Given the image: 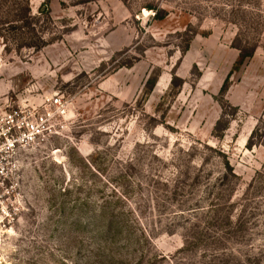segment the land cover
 <instances>
[{"label": "rangeland", "instance_id": "rangeland-1", "mask_svg": "<svg viewBox=\"0 0 264 264\" xmlns=\"http://www.w3.org/2000/svg\"><path fill=\"white\" fill-rule=\"evenodd\" d=\"M55 93L0 264H264V0H0V110Z\"/></svg>", "mask_w": 264, "mask_h": 264}, {"label": "built area", "instance_id": "built-area-1", "mask_svg": "<svg viewBox=\"0 0 264 264\" xmlns=\"http://www.w3.org/2000/svg\"><path fill=\"white\" fill-rule=\"evenodd\" d=\"M67 104L58 93L0 110V229L20 211L26 153L64 127Z\"/></svg>", "mask_w": 264, "mask_h": 264}, {"label": "trees", "instance_id": "trees-1", "mask_svg": "<svg viewBox=\"0 0 264 264\" xmlns=\"http://www.w3.org/2000/svg\"><path fill=\"white\" fill-rule=\"evenodd\" d=\"M44 2L46 3V1H44ZM44 2H42L41 7L44 5ZM39 46L40 45H37V47H39ZM188 46H189V44L187 45L186 48H188ZM239 49H240V51L238 53L237 58L235 59V61L232 64L231 70L240 69L242 67L244 61L246 60L247 56H249L253 53V48H251V47L249 48V47L241 46V47H239Z\"/></svg>", "mask_w": 264, "mask_h": 264}]
</instances>
